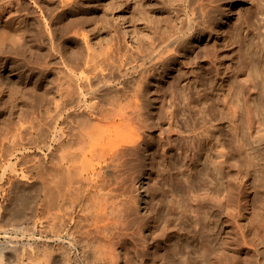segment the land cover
Instances as JSON below:
<instances>
[{
	"label": "rangeland",
	"instance_id": "rangeland-1",
	"mask_svg": "<svg viewBox=\"0 0 264 264\" xmlns=\"http://www.w3.org/2000/svg\"><path fill=\"white\" fill-rule=\"evenodd\" d=\"M72 1L73 3H70L67 9L65 7L64 9L62 5H59L61 3L58 0L53 2L51 0L50 4L49 0H0V15L6 8H9L12 12L14 11L13 15L17 16L15 27H18L19 35L21 36L17 38L18 32L17 34L15 33L16 35H14L13 39H16L9 40L4 43L5 46L0 47V243L2 241L3 247L5 245H17V253L20 257L9 264H264V184L262 183L264 182V160L254 151V148L264 149V0H218V2H216L217 0H209V3L204 0L205 9L211 5L210 9H208L212 13L207 9L209 14L207 21L209 23L207 22L206 25V33L202 34L201 37L189 40V42L186 41V45L184 44L183 46L184 49L182 47L176 53V60L165 71L166 73L161 70L159 71L160 74L152 73L154 75L149 74L152 77L148 75L149 78L145 79V81L147 80V83H145L150 87L149 92L152 93L148 92L149 98H147L153 101L152 99L155 98H153L154 92L160 90L159 92L162 93L163 98L162 102H165V104L161 102L164 104V106L161 104L163 107H160V103L154 105L152 102L150 104L152 105L151 107L149 105L146 106L149 110H156L153 108L158 106L163 109L166 117L167 110L165 108H171L172 105H175L173 106L177 117V122L173 126L175 133H171V126L167 124V120L164 118L165 124H167L165 125L164 136H166V144L169 146L166 145L165 154L159 156L158 167L160 166V168H158L156 174L154 173L151 177L146 174L147 170L145 173L144 170L141 172L138 170L137 172L138 168L136 166L131 167L133 172L131 169L129 170V167L122 173L123 175L127 173L129 176L127 174L126 177L122 175L123 178L125 177V182H121L120 185L122 187L120 186V189H123L126 193L132 192L129 195L132 194V198L135 199L137 211L132 220L134 222L138 220L135 225H140V227H131L124 232L125 235L123 233L115 234L114 237L116 238L113 237L109 245L111 247L112 244V248L108 247V242H102L101 239L98 240L99 238L96 235L88 237L84 233L90 227L88 225L91 223V216L93 217L88 208L91 209V205L95 204L89 197V200L93 201V203H90L88 199V201L86 200L84 203L86 208L83 207L84 213L77 209L79 206L74 201L71 202L69 200L67 204L63 202L65 204V207L63 205L64 213L66 212L69 216L77 215L78 217L84 215L82 217L85 219L81 218L80 222L83 224L78 223L76 226L78 228L69 223V229H72L73 234L64 233L59 241L51 236L53 231L50 230L52 227L50 226L49 218L47 216H38L39 214L42 215L44 208L47 206V200H50V198H47L51 195V189L52 193H55V197L58 194L56 198L60 200L59 194L63 195L64 192L66 194L68 191L67 187L65 189L67 185L65 180L70 179L68 177L71 176V173L68 175L69 172L64 168L62 170H66V173L62 172L61 169L59 171V167L56 169L55 159L61 155L59 152L62 154L67 152V155L61 156L63 158L74 155L72 153L74 152L73 149L71 152L69 148L73 146L76 148L78 145H74L73 141H71L72 137H74L73 133H78V128H74L73 133L70 132L72 137H68V139L66 137L62 141L67 148L62 147L65 146L63 144L61 146L62 142H55V134L58 128L67 127L66 125L70 126L72 123L75 126L78 120L75 117H70L69 120L68 115H65V120L56 118L55 112L57 113V110H55V106H41L37 97L32 98L33 107L30 104L27 105L22 89L27 84V81L30 80V77H27V73L25 75L21 74L20 70L14 68L12 62L7 60L10 58L9 56H14V52L18 51L15 48L20 49L24 46L23 48L26 49L38 39L33 49L41 53L47 52L45 54L49 62L51 61V68L48 71L46 70L49 73L45 72V70L35 69L36 71H34L37 74L33 77V82L30 86H34L36 93L43 94V92L45 93L48 90L50 91V96L57 98L60 95V91L57 88L60 87L61 81H59V78H61L60 74L63 66L60 62V54L49 56V51H51L49 38H43L44 41L40 40L42 39L41 37H39L40 39H31L43 28L47 18V21L49 20L48 27L52 28L54 33L58 30L55 33V43L59 47L60 45L61 47L63 46L60 49L64 52V56L67 54L68 57H65L70 59L73 54L74 59L71 60H76L79 57L77 61L84 62L88 54L87 46L93 42L95 48L102 43L101 48L103 49L104 47L103 50H106L108 48L106 43L111 45V41H113L115 44H119L121 40V43L124 41V46L123 43H120L123 47L125 45L127 47V45L136 46L141 44L138 46H140V49L143 47L146 52L150 47L149 45H151L150 43L153 42V38H155L153 39L155 40L154 42L160 43V41H157L159 38L162 37L161 41H164L168 39V35L170 36L174 31L178 30L179 22H181L184 13L182 12L184 5L183 0L181 1L182 3L180 0H176L180 2V5L176 4L179 2H175V0H172L171 5L170 0H165L167 5H164L163 2L164 6L161 4L164 0ZM212 2L214 5L211 4ZM161 5L163 9H161ZM177 5L179 9L176 10ZM171 6H173L172 9ZM211 8L212 10L214 9V12ZM149 9L150 11L148 12ZM215 9L218 10L216 11ZM171 10L176 11V13L179 10L181 12L176 14ZM172 12H174V16ZM167 13L170 14V17H174L169 18L170 22L174 19L173 24L171 23L172 25L169 23ZM53 14L54 16H52ZM180 16L182 17L180 18ZM175 17L181 20L179 21ZM159 18H164V21ZM165 22H167V25L169 24V28L164 24ZM54 24L56 30L54 29ZM63 24L66 25L64 26ZM162 25H166L170 31L176 28L171 34L165 27L170 33L168 34V31L166 30V32ZM67 26L69 30H67ZM28 27L30 30L26 33L24 28L27 30ZM45 28L44 26L42 32L45 31ZM161 28L165 36L162 34ZM172 28L173 30H171ZM34 30H36V33H34ZM116 31H118V34H116ZM120 31L122 32L121 36L119 35ZM82 32L86 34L84 35ZM30 33L33 35H30ZM110 34H113L112 37H114L116 42ZM84 37L86 39L83 40ZM116 37H119V40ZM20 39L24 41L22 42ZM86 40L89 41L88 44L86 43L87 46L84 45ZM137 40H142L141 42H144L145 45L147 44L148 46L146 47L148 48L145 49V45H142L143 43ZM148 40H151V42L149 43ZM104 42L106 43L104 44ZM42 43L46 46H43ZM154 44L152 43L151 48ZM79 46L85 47L79 48ZM93 46L91 47L95 49ZM97 48L95 52H102L100 45ZM77 49H82V51L79 53ZM140 49L138 51H141ZM143 50L142 52H144ZM1 51L8 52L2 55ZM149 51L151 50L149 49ZM75 52L77 53L76 55ZM81 56H85L84 59ZM52 63L55 65H52ZM41 71L43 73H40ZM61 75L63 76V73ZM175 76L177 78H174ZM56 77L58 80H56ZM171 80H173L172 84ZM47 86L49 87L48 89ZM171 86L176 87L175 102L169 99L172 91L170 89ZM154 87H157V89ZM247 109L251 111V120L253 122V128L251 129L248 125ZM30 110L34 111V114H32L34 116H32V125L28 120L26 121L27 118L25 117L27 116L26 112ZM75 113H79V110L77 109ZM51 116L56 118V120ZM57 120L59 121L57 122ZM64 121L67 124L64 125ZM78 122L81 123L80 120ZM21 123H23L22 127L30 123L32 127L30 133L32 134L21 136L24 128L21 131ZM212 125L225 130L226 134H228L227 136L232 139L230 148L243 147V149L249 150L242 156L245 158V164L241 172L235 168L234 164L238 161L234 155L233 159H230L227 164L229 174L227 179L232 184L233 192H240V196L229 205L225 212H221L219 209H215V211L210 209V202L212 200L217 201L215 190H212L210 186V176L207 167L209 133ZM157 132L148 131L146 138L149 137L147 138L149 141L152 139L158 140L159 135H157ZM30 135L32 136L29 138ZM68 140L70 141L67 143ZM73 140L75 143V139ZM70 143L73 145L69 146ZM58 144L59 146H57ZM22 147H28L29 152L26 151L28 154L20 151ZM60 147L66 149V152ZM54 148H57L58 152ZM77 148L75 149V154L78 152ZM59 150H62V152ZM144 153L148 154L147 152ZM60 158L58 159L61 164L64 159L61 158V161ZM49 160L51 163L54 162L53 167H50L52 164H50ZM93 163H96V159ZM57 171L58 173H56ZM59 174L62 177L63 175L64 177L67 176V178L62 179V177H59V179ZM24 176L27 177L25 178ZM130 176L131 178L133 177V180H131ZM57 179L59 181L54 182ZM61 179L64 180L62 186L66 191L61 189V184H57L60 185L58 186L59 188L61 187L59 193L56 190L58 188H55L57 185L53 187V184L61 183ZM126 180L128 184L133 183L128 185ZM18 183L25 184V186H21V188ZM49 183L52 184L51 187L48 186ZM153 183L159 186H154ZM53 188H55L54 190L57 193ZM126 188H129V191ZM16 190L18 191L16 192ZM47 191H49L48 195ZM151 193L153 194L151 195ZM19 197H21L20 203L23 204L15 208L13 214L15 220L7 219L8 208L12 201ZM157 212L159 220H157L156 227L153 228L148 222L150 223L151 217ZM139 217L145 220L139 221ZM16 221H20L21 226H26L25 236L20 229L15 227L18 225ZM87 221H90V223ZM59 228L61 229L62 226L60 225ZM81 228L82 230L85 229L82 231ZM6 234L11 237H5ZM212 237L219 251L222 249V246L218 244L220 238L224 242L226 241L223 249L227 255L220 262L214 257L213 253L209 252L207 242Z\"/></svg>",
	"mask_w": 264,
	"mask_h": 264
},
{
	"label": "bare ground",
	"instance_id": "bare-ground-1",
	"mask_svg": "<svg viewBox=\"0 0 264 264\" xmlns=\"http://www.w3.org/2000/svg\"><path fill=\"white\" fill-rule=\"evenodd\" d=\"M50 1L51 0H49V4H50ZM53 1H55V0H52V2ZM58 1L61 3L59 5H62L63 8L65 7L66 9L70 3H73V1L71 2V0H58ZM181 1L182 0H180V2ZM208 1L209 0H207V3H209ZM169 2L171 5L172 0H170ZM175 2H179V1L175 0ZM180 2L176 3V4L180 5ZM216 2H218V0ZM162 3L164 5H167V4H165V0L162 1L161 4ZM173 4H174V2H173ZM211 4H213V2ZM183 5H184L183 6L184 10L182 9L183 10L182 12H184L183 17L180 16V18L182 17V20L179 19L178 17H175V18H178L179 21L181 20V22H179L180 24H179L178 30L174 31L176 27L174 28V30H173V28L171 29L175 33L173 31H170V29H168L170 26H168L169 24L168 25L166 24L167 22H165L164 24H166L168 26V28L166 27V25L165 26L162 25V28L164 26L165 31L168 29L170 31V33L173 32V34L171 33L172 35L169 36L168 35V34H170L169 31L168 30H167L168 32L166 31L168 34L167 33H165V34L168 35V36L166 35L168 39H165L163 29L161 28L162 32H163V33L162 32L161 33L164 35L163 37L165 40L161 41L162 37L159 38V40H157L158 42L160 41V43L154 42L155 40H153V39H155V38L152 39L153 42H151V40L150 41L148 40L149 43L151 42L150 43L151 45H152V43H155L154 46H152V48H151V45H149L150 46L149 48L146 47L148 45L147 44L145 45L144 42H141L142 40L141 41L137 40V41H140V43H143L142 45H145V47H146L145 49L148 48V50H146V52H145V50H143L142 46H141L142 49H140V46H138L141 44H138L136 46L127 45V47L125 45V47H123L124 41L122 42L123 43V46H122L121 40H120L121 44L118 41H117V43H119V44H115L113 41H111L112 42L111 45H113V46H111L110 43L104 42V44L105 43L108 44V46L106 45L108 47V48H106V50H103L104 47H103V49L101 48L102 43H100L99 45H100V49H102V52L100 50H99L100 52H98V51L95 52L97 46H99V45L96 44L97 46L95 48V46H93V45H95V44H93L94 43L93 42L91 45L87 46L86 43L88 44V42H89L88 40H91V39H88V40H86L87 42L84 41L85 42L84 45H86L88 47V48L86 47L88 50V54L86 53L87 56L85 54V56H86V57L84 56L85 59L83 56H81V57H83L84 62L83 61H80V62L77 61V59L79 58L78 55H77L78 58L76 60H71V59H74L73 54L71 55L73 57L70 59L65 57V56H67V54L64 56V52L60 49L61 45L59 47L55 43V33H57L58 30L55 29V24H54V29L56 30L55 33L53 32L54 30L52 31V28L50 29L48 27V21L49 20L47 21V19H48L47 18L45 21L46 24L45 25L43 24V28H44V26L46 27L45 31L42 32L43 28L41 27L42 29L39 31L40 35H38L39 34L38 33L33 38H31L32 36L30 38L36 39V38L41 37L42 39H40V38L39 39L42 41H44L43 38L44 39L49 38L50 39L49 41L51 43V45H50L51 47H49V48H51V51H52V52L49 51L50 52L49 56H52V55L57 56L58 54H60V56H59V57H61L60 62L63 65L61 74L63 73V76L60 74V77H61V78H59V81H61L60 87L57 88L58 91H60V95L58 96V97H60L59 99H57L58 97L56 98V97L50 96L49 95L50 91H48V90H46L45 93L43 92V94H40L39 92L36 93L34 91V86H30L33 82V77L37 74V73H35V71H36L35 69H41V70H45V72H47L51 68V64H50L51 61L49 62V60L45 54L47 52L45 51V52H43L44 53L43 54V53L33 49V46L36 44L35 42H37L38 39L33 44L31 43V45L28 46V48H26V49L23 48L24 46H22V47L19 46V47H21L20 48L21 50L15 48V50H18V51L14 52L15 53V54H13L14 56H12V55L9 56L10 58H8L7 61L12 62L13 67L16 69H19L21 74L25 75L27 73V77H30V80L29 81L26 80L27 84H25L23 86L24 88L22 89V91L25 94L26 100H27V105L30 104L33 107L34 103L32 102V98L37 97L38 101L40 103L39 105L45 106V107L46 106L50 107L51 105L55 106V108H56L55 110H57V113H58L57 114L54 111L55 114L57 115L56 118L58 117L61 120H65V115L66 116L68 115L69 120H70V117H75L78 121L79 120L81 121V123L76 121L77 123L75 124V126H74V123L69 121L73 125L72 124H70V126L66 125L67 127H64V128L60 126L61 128H58V130L55 134V142L57 141V142L61 143L66 137H67V139H68V137H72L70 135V132L73 133L74 130L76 128H78V130H77L78 133L76 134V132H74L75 135L73 133L74 137H72L73 139H75V141L77 143L76 142L74 143L73 139L71 140V141H73L74 145L75 144L79 145V146L77 145L78 148L76 147L78 152H76V154L74 153L76 148L73 146L74 148L73 147L69 148L71 152L73 149L74 152H72V153L74 155L71 153L73 156H71V157L65 156L66 158L61 157L62 155L67 153L65 151L66 149L62 148V147L67 148V146L65 145V143L63 144V142H62L61 146L63 144L66 147L62 146L60 148H62L63 151H65L66 153L62 154L59 152V154H61V155L58 158H60V157L63 158L64 159L63 162H61V164H60V160L57 158L59 160V162H58V160L53 157L56 160L55 161V165L57 164L56 169L59 167L58 170L61 171L62 168H64V169H67V171L69 172L68 175L71 173V176L68 177L70 179L65 180V183H67V185L66 184H65L66 186L64 185L65 189L67 187L69 192L67 191L66 194L64 192L63 195L59 194L61 196V197L59 196V198H61V200L57 199L56 197L58 194H56V197H55V193L53 192L54 193L53 194L52 189L50 188L52 186V184L49 183L48 186H50L49 188L51 189L50 190L51 195L49 194L50 196L47 199L50 198V200H47L48 203H47V206L44 208L42 215H40V214L38 215L39 217L47 216L49 218L50 226L52 227L50 230L53 231V233H51L53 235H51V236L55 239H58V241L62 238L64 233H67V234L69 233L70 235H72L73 234L72 229H69L70 228L69 225L70 224L75 225V228H78V227H76L77 224L82 223V222H80V220H81V218H84V217H82L84 215H82L81 217L80 216L78 217L77 215L69 216V214H66V212L65 213L63 212V210H64L63 205L65 207V204H67V202L69 200L71 202L74 201V203L80 207V208L78 207L77 209H80L81 212L83 211V207L85 206L84 203L86 202L87 199L89 200V198H90L91 200H93L95 202L94 205L93 204L91 205V209L88 208L90 210V213L93 215V217L90 214L91 223H90V221H87L90 223V225L87 224L90 227L88 229H86L84 231V233L88 237L91 235H96L99 238L98 240L101 239L102 242L103 241L106 243L108 242L109 243L108 247H110L109 245H110L112 238L114 237L115 234L123 233V235H125L124 232L128 231L133 226H137L135 224H137L136 222L138 220H136V222H134L132 220L133 219L132 217L135 215V213H137L135 202H134L135 199L132 198V196H131L132 194L129 195L132 192L126 193V191L124 192L123 189H120V186H121L120 184L123 181L125 182L124 179H125L126 174H127V173H125V175H123L122 173L125 170H127V168L130 167L129 168V170H130L132 166L133 167L136 166V168H138L137 172H138V170H140V172L142 170H144V173H145V171L147 170L146 174H148L151 177L153 176L154 173L156 174L158 172V168H160V166L158 167L159 156L165 154L164 152H165L166 145H167L166 144V136H164L165 135L164 134L165 129H166L165 125L168 124L169 126H171V133L173 134V133H175L174 132L175 129L173 128V126L177 122L176 121L177 120L176 112L173 108V106H175V105H172L171 108H168L165 106L166 107L165 109L167 110L166 111L167 115H166V117L164 116V113H163L164 111L160 107L162 105L164 106L165 102H162L163 98H162V93L159 92L160 90L159 91L157 90L158 92L153 91L154 92L153 98L155 97L154 99L151 98L153 101L148 99L149 98L148 92H149L150 87L146 84L147 80L145 81V79L152 77L149 74L155 73L158 75V74H160L159 71H161V70H162V72L167 71L169 66L173 62H175L176 53L178 51H180V49H182L185 42L186 41L189 42V40L201 37L202 34L206 33L205 29L207 30L206 25L208 22L207 21V18L209 15L208 11H209L211 5L210 6L208 5L209 9L208 8L205 9L204 0H183ZM163 6L161 9H163ZM181 6H182V4H181ZM172 7L173 6H171V9H172ZM49 8H51V7H49ZM169 8H170V6H169ZM175 9L176 10L179 9L178 5ZM207 9H208V11H207ZM58 10H59V8H58ZM74 10H76V9H74ZM211 10H212V8H211ZM215 10L217 11L218 9H215ZM23 11H24V9H23ZM59 11H57V12H59ZM149 11H150V9L148 10V12ZM171 11H174V10H171ZM212 11L214 12V9ZM219 11H220V9H219ZM13 12L9 8H6L2 12V15H0V47L1 48L3 46H5L4 43H6L7 41H9V40L12 41V40L16 39V38L13 39V37H14V35L17 34V32H18L17 38L21 37L19 35L20 33L18 30V27H15L16 23H17V16L15 17L13 15ZM170 12H168V13H170ZM174 12L176 13V11H174ZM174 12H172V15L174 14ZM179 12H181V11L180 10L177 11L178 14H179ZM209 12L211 13V11H209ZM215 13H217V12H215ZM50 14H52V13H50ZM169 15L170 14H168V16ZM52 16H54V14ZM173 16H171V17H173ZM171 17L169 16L168 20ZM210 17H214V16H210ZM215 17H216V15H215ZM49 18H51V17H49ZM163 19H160V20L164 21ZM168 20H166V21H168ZM173 20H171L172 22H170V20H169L170 25L173 24ZM208 20L210 21V19H208ZM51 21H52V19H51ZM59 22H60V20H59ZM175 23L177 24L176 19H175ZM24 24H25V22H24ZM26 25H28V24H26ZM34 25H36V24H34ZM40 26H41V24H40ZM173 26H175V25H173ZM248 26H249V24H248ZM23 27H25V26H23ZM57 28H58V26H57ZM24 30L27 33V31L30 29L28 27L27 30L25 28H24ZM67 30H69L68 26H67ZM35 31L36 30H34V33H36ZM118 31H116L117 32L116 34H118ZM61 32H60V34H61ZM76 33H78V32H76ZM82 34L85 35L86 33L82 32ZM82 34H80V35L82 36ZM114 34H115V32H114ZM120 34H122L121 31H120L119 35ZM30 35H33V34L30 33ZM112 35L110 34L111 37H112ZM160 36H162V35H160ZM26 37H27V35H26ZM112 38L114 39V37H112ZM118 38H117V40H119ZM22 39H20V40L23 42L24 40H22ZM84 39H86V37H84L83 40ZM120 39H122V38H120ZM57 40H58V38H57ZM25 41H26V39H25ZM109 41H107V42H109ZM129 41H130V39H129ZM115 42H116V40H115ZM136 42H134V43H136ZM13 45H14V43H13ZM42 45L46 46L43 43H42ZM109 45H110V47H109ZM91 46H93L95 49H93ZM15 47H17V45ZM80 47L83 48L85 46H79V48ZM61 48H63V46ZM23 49H24V52L22 53ZM139 49L141 51H138ZM149 49L151 51H149ZM183 49H184V47H183ZM97 50H98V48H97ZM142 50L144 52H142ZM8 51H4V52L1 51L2 55L6 54ZM66 51H65V53H66ZM78 51L80 53V51H82V49L78 50ZM84 51H86V50H84ZM17 52H21V53H17ZM71 52H72V50H71ZM76 54L77 53L75 52V55ZM81 54H79V55H81ZM51 58H55V57H51ZM49 59H50V57H49ZM55 62H57V61H55ZM81 62H83V63H81ZM53 63H52V65H55ZM56 66H57V64H56ZM56 66H55V68H56ZM59 68H60V66H59ZM40 73H43V72L41 71ZM47 73H49V72H47ZM165 73H162V74H165ZM148 75H149V77H148ZM152 75H154V74H152ZM156 77H160V76H156ZM63 78H64V80H63ZM174 78H177V76H175ZM56 80H58V78ZM148 81H149V79H148ZM171 81H172L171 82V84H172L173 80H171ZM34 82H35V80H34ZM37 83H39V82H37ZM56 83H57V81H56ZM173 85H175V84H173ZM160 86H161V83H160ZM171 87H170V89L172 91L170 90L171 91V93H170L171 97H169V99H170V101L175 102L174 99L176 98V87L175 88H174V86L172 88ZM35 88H36V86H35ZM48 88L49 87L47 86V89ZM154 88L157 89V87H154ZM149 93H151V92H149ZM57 95H58V93H57ZM54 96H55V94H54ZM169 99L167 98V100H169ZM161 102L164 104H162ZM151 103L154 105L160 103V107L154 106L153 109H156V110H153V111L149 110L146 106L149 105L151 107L152 106V105H150ZM171 104H172V102H171ZM167 106H168V104H167ZM77 109L79 110V113H75V111H77ZM23 111H24V109H23ZM33 112H34L33 110H30V111L26 112L27 116L24 115L27 118L26 121L28 120V122H30L31 125H32V118L34 117L32 115V114H34ZM247 114L249 117L248 118V125H249V128L251 129V128H253V122L251 120V111L249 109H247ZM54 115H52V116H54ZM28 116H30V117H28ZM20 118H22V117H20ZM52 118H54V117H52ZM56 118H54V119L56 120ZM164 118H165V120H167V124H165ZM72 119H74V118H72ZM58 121L59 120H57V122ZM30 123L26 126L23 125L24 128L22 127L23 123H21V131L23 128V131L21 132V136H23V135L25 136L26 134L27 135L32 134V133H30L31 132L30 129L32 128ZM65 124H67V123L65 122L64 125ZM211 127L212 128L210 129V133H209V147H208V155H207V159H208L207 165L208 166L207 167H208V174L210 176V186H211L212 190H215V193L217 195V201L212 200V202H210V209L212 211H215V209H219L221 212H225L226 209L229 208V205L233 201L237 200L240 196V192H233L232 184L227 179V176L229 175L228 170H227V167H228L227 164H228L229 160L233 159V157L235 156V158L238 161V162H235V164H234L235 168L237 169V171L241 172L244 169V164H245V158L242 156L245 155L247 150L243 149V147H241V146H240L241 148H238V147L237 148H230V143L232 142V139L227 136L228 134H226L225 130L221 127L217 128L213 125ZM51 130H53V129H51ZM148 131H155V132L159 131V132H157L158 133L157 135H159L158 136L159 138L157 137L158 140L152 139L153 141L152 140L149 141L147 139L149 137L146 138V135H148L147 134ZM31 136L32 135H30L29 138ZM149 136H151V135H149ZM23 137H21V138H23ZM152 137L154 138V136H152ZM50 138H52V137H50ZM69 141L70 140H68L67 143ZM71 143L69 144V146L73 145ZM59 144L57 146H59ZM167 146H169V145H167ZM28 150H29L28 147H22L20 149V151L22 153H26V151H28ZM59 151L62 152V150H59ZM254 151L257 155H260L262 157V160H264V149L263 148L262 149L254 148ZM28 152L26 154H28ZM144 152H147L148 154H146ZM69 153H68V155H69ZM59 154H57V155H59ZM53 156H54V154H53ZM40 159H42V158H40ZM95 159H96V163H93L95 161ZM51 161H52V159H51ZM51 161H50V164H52V165H50V167L51 166L53 167L54 162L51 163ZM61 161H62V159H61ZM41 162H42V160H41ZM56 162H58V163H56ZM22 164H23V162H22ZM54 168H55V166H54ZM50 169L52 170V168H50ZM64 169L62 170V172L64 171ZM55 170H53V171H55ZM131 171H132V169H131ZM263 172H264V170H263ZM56 173H58V171ZM65 173H62V174H65ZM135 174H136V172H135ZM122 175L125 177L123 178ZM131 175H134V174H131ZM59 177H62V176L59 174L58 178ZM63 177H64V175H63ZM63 177H62V179L67 178V176L64 178ZM155 177H157V176H155ZM128 178H126V179H128ZM130 178H131V176H130ZM132 178H131V180H133ZM59 179H57L54 182H58ZM62 179L60 180L61 183H56V184L54 183L53 187H54V185H57V184H61V186H62V183L64 182V180H62ZM150 180H152V179H150ZM157 180H158V178H157ZM66 181H68V182H66ZM154 181H155V179H154ZM263 181H264V177H263ZM50 182H52V181H50ZM126 183H127V180H126ZM132 183L133 182H131L129 184H132ZM157 183H159V182L157 181ZM262 183L264 184V182H262ZM153 184H154V186L157 185V184L155 185V183H153ZM18 185L20 187L25 186V184L23 185V184H19V183H18ZM48 186H47V189H48ZM58 186H60V185H57V187H55V188H58L59 190L58 189H56V190L59 191V193H60L61 187L59 188ZM157 186H159V185H157ZM55 188H53V190ZM63 188L64 187L62 186L61 189H63ZM143 188H144V186H143ZM65 189H63V190H65ZM17 191L18 190H16V192ZM57 191H55V192L57 193ZM130 191H131V187H130ZM48 192L49 191H47V195H48ZM25 194H26V192H25ZM152 194L153 193H151V195ZM22 199H23V196H22ZM91 200H89L90 203H93V201L91 202ZM61 201H62V203L64 202L65 204L64 203L62 204ZM20 202H21V197L16 198V200L14 199L12 201L10 207L8 208V211H7L8 213L6 214L7 219H12V220L14 219L15 220L13 214H14L15 208H17L18 205L22 206L23 203L21 204ZM68 205H69V203H68ZM88 207H90V206L88 205ZM84 208H86V207H84ZM71 209H69V210H71ZM67 210H68V208H67ZM72 210H74V209H72ZM70 213H71V211H70ZM83 213H84V211H83ZM141 220H142V218L140 219V217H139V221H141ZM143 220H145V219H143ZM157 220H159L158 212L155 213L151 217L150 223L148 222V224H151V226L153 228H155L157 225ZM16 222L18 225H16L15 227L20 229L23 232V235L25 236L26 235L25 231L27 230L26 226L25 227L21 226L20 221L19 222L16 221ZM58 224H59V226H58ZM60 225L62 226L61 229L59 228ZM18 226H20V227H18ZM137 227H140V225H138ZM142 227H144V226H142ZM75 230H74V232H75ZM81 230H82V228H81ZM138 230H139V228H138ZM5 232H7V231H5ZM132 232H135V231H132ZM84 233H83V235H84ZM130 234H132V233H130ZM31 236L33 237V235H31ZM116 236H118V235H116ZM5 237H11V236L9 234L8 235L6 234ZM75 237H77V236H75ZM25 238H27V237H25ZM34 238H35V236H34ZM114 238H116V237H114ZM89 240L92 241L91 239H89ZM37 242H38V240H37ZM7 243H9V242H7ZM34 243H36V242H34ZM225 243H226V241L224 242V240L222 238H220L218 244L222 246V249L220 248L222 251L221 250L219 251V250H217L218 247L213 242V237H212V239L210 238L207 242L209 252L211 254L213 253L214 257H216L219 262L223 257L225 258V255H227L226 251L223 249V247L225 246ZM0 244L2 245L0 247V264H9V263L13 262L15 259L20 258L18 256V253H17V249H18L17 245H15L13 243L15 246H17L16 248L14 245H8V246L5 245V247H3L2 241ZM31 245H32V243H31ZM99 245H100V243H99ZM110 248H112V244H111ZM213 261H214V259H213ZM206 262H208V261H206ZM218 264H220V263H218Z\"/></svg>",
	"mask_w": 264,
	"mask_h": 264
}]
</instances>
